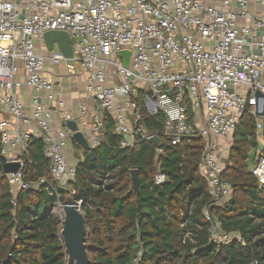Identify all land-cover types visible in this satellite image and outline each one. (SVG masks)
<instances>
[{
    "label": "built area",
    "instance_id": "built-area-1",
    "mask_svg": "<svg viewBox=\"0 0 264 264\" xmlns=\"http://www.w3.org/2000/svg\"><path fill=\"white\" fill-rule=\"evenodd\" d=\"M257 1L264 6V0ZM251 2L0 0V157L2 169L20 163L18 172L2 170L0 176L6 178L13 198L48 184L44 178L31 183L24 177L26 166L34 165L26 158L33 138L45 143L54 181L74 193L78 164L70 165L65 152L74 135L69 123L76 118L49 78L48 63L65 64L72 75L86 74L87 92L100 111L93 116L92 142L85 136L93 148L102 143L107 114L114 119V133L122 137L123 148L156 138L142 122L140 96L150 115H163L164 135L172 145L203 139L200 172L219 207L229 205L233 196L223 177L231 165L236 129L248 111L255 122L249 139L256 144L250 172L264 186V15L252 12ZM50 31L70 34L73 59H65L57 45L52 52L46 48L45 54L38 50L36 41ZM125 50L131 52L129 66L124 65ZM24 84L34 92L30 106L15 93ZM88 111L89 105L83 104L79 116ZM58 112L62 127L55 130ZM154 180L163 185L166 175L158 171ZM68 203L81 211L80 203ZM57 206L63 210L64 204ZM203 215L215 245L243 242L240 235L225 232L208 209ZM141 258L140 253L134 264Z\"/></svg>",
    "mask_w": 264,
    "mask_h": 264
},
{
    "label": "trees",
    "instance_id": "trees-1",
    "mask_svg": "<svg viewBox=\"0 0 264 264\" xmlns=\"http://www.w3.org/2000/svg\"><path fill=\"white\" fill-rule=\"evenodd\" d=\"M137 101L142 122L158 144L138 140L123 148L112 115H105L99 146L84 150L73 141L78 154L73 194L54 181L45 143L38 138L29 145L26 158L34 165L26 166L24 177L31 183L44 178L48 184L13 198L0 176V264H67L63 219L54 210L58 202L71 199L81 204L86 220L90 264H134L140 253L138 264H264V186L251 175L248 163L256 146L249 139L253 117L247 111L236 129L231 165L223 177L233 196L229 205L219 207L200 172L203 139L172 145L164 135L163 115H150L143 96ZM2 168L0 157V172ZM133 170L138 172V191ZM158 171L166 175L163 185L155 184ZM205 209L243 242L215 245Z\"/></svg>",
    "mask_w": 264,
    "mask_h": 264
},
{
    "label": "water",
    "instance_id": "water-1",
    "mask_svg": "<svg viewBox=\"0 0 264 264\" xmlns=\"http://www.w3.org/2000/svg\"><path fill=\"white\" fill-rule=\"evenodd\" d=\"M43 40L48 51L58 50L63 54L64 58L71 60L74 57L72 39L69 33L62 31H50L45 33ZM124 65L129 66L130 51H123ZM151 94V92H149ZM261 93H257V97H261ZM71 131L74 132L73 140L77 142L84 150L91 148L85 135L79 130L76 121L69 123ZM152 143L157 145V139L153 138ZM20 169V163H7L4 166V174L16 173ZM132 179L135 191L139 190V178L137 170L132 171ZM63 228L61 231L62 240L67 256V264H90L87 244L86 220L77 204L66 203L63 206Z\"/></svg>",
    "mask_w": 264,
    "mask_h": 264
},
{
    "label": "crops",
    "instance_id": "crops-1",
    "mask_svg": "<svg viewBox=\"0 0 264 264\" xmlns=\"http://www.w3.org/2000/svg\"><path fill=\"white\" fill-rule=\"evenodd\" d=\"M208 5H219L220 0H203ZM251 11L256 15H264V6L260 5L257 0H252L251 2ZM38 50L45 54L46 44L43 39H38L36 41ZM49 78L54 82L60 91L63 99L66 102L68 110L76 118L79 130L86 136L88 141L92 142V122L93 116L100 114L99 109H95L92 103L91 96L88 94L86 89V74L81 73L79 75H72L68 72L67 66L62 64L60 66L52 67L49 63L46 66ZM21 80L24 82L25 77L24 72H20ZM15 93L22 99V101L30 106V102L34 96L32 88L27 84H24L22 88L16 90ZM124 98L120 96V101H123ZM83 104L89 105V111L82 118L80 115V108ZM52 127L55 130H59L62 127L61 114L56 113L52 123ZM33 131L37 133V129L34 127ZM73 141L68 143L66 149V157L70 165L78 164V156L76 157V150L73 146ZM81 156V154H79Z\"/></svg>",
    "mask_w": 264,
    "mask_h": 264
},
{
    "label": "rangeland",
    "instance_id": "rangeland-1",
    "mask_svg": "<svg viewBox=\"0 0 264 264\" xmlns=\"http://www.w3.org/2000/svg\"><path fill=\"white\" fill-rule=\"evenodd\" d=\"M77 153H76V157H77ZM248 163H249V167L251 168L252 165H253V160H254V157H255V153L254 151L252 150L250 153H249V156H248ZM55 214L58 215V216H62L63 215V210L61 208H59L57 206V208L54 210Z\"/></svg>",
    "mask_w": 264,
    "mask_h": 264
}]
</instances>
